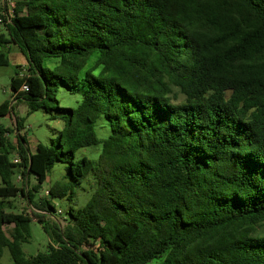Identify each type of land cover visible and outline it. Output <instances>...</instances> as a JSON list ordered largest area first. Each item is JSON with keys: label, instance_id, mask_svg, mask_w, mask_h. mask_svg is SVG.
Masks as SVG:
<instances>
[{"label": "trees", "instance_id": "obj_1", "mask_svg": "<svg viewBox=\"0 0 264 264\" xmlns=\"http://www.w3.org/2000/svg\"><path fill=\"white\" fill-rule=\"evenodd\" d=\"M11 46L27 66L16 67L0 117L12 113L18 131L16 103L29 115L63 111L62 87L82 99L34 153L0 124V258L8 249L12 264H264V0H16L12 15L0 0V67ZM93 146L97 159L76 158ZM57 162L67 182L37 200ZM85 182L94 191L76 209ZM66 198L65 227L33 212L50 241L28 258L33 218L8 211L11 200L55 218Z\"/></svg>", "mask_w": 264, "mask_h": 264}, {"label": "rangeland", "instance_id": "obj_2", "mask_svg": "<svg viewBox=\"0 0 264 264\" xmlns=\"http://www.w3.org/2000/svg\"><path fill=\"white\" fill-rule=\"evenodd\" d=\"M7 5L9 2L15 0H3ZM12 15V13H11ZM10 53V65L7 67H0V105L5 101H11L13 95L11 88L12 78L16 75V67L21 66V74L25 73L27 61L21 51L14 46H11ZM14 48V49H13ZM18 51V52H15ZM18 53L17 55H15ZM93 62H91L92 64ZM57 99L60 102L61 107L65 110L56 112L51 111L47 112L43 109L38 110L34 113L28 114V106L25 103H16L15 104V113L18 117L24 118L25 120V129L18 131L16 127V118L11 113L6 117H0V124L8 128L10 133L11 140L17 144L19 137L24 135L27 136L29 142V150L34 153L37 149V144L42 143L44 145L50 146L52 139L56 140L58 133L62 130L65 125V122L69 118V109L75 108L82 99V94L78 91L72 93L69 89L62 87L58 94ZM14 104V102H13ZM97 133L100 139H106L110 133V127L104 117L99 119L97 122ZM101 152L100 146H93L90 148L79 150L76 154L77 159H81L84 156H87L92 159H97ZM11 158L15 159V156L11 155ZM68 164L57 162L51 172L48 175L47 183L44 184L43 188L40 189L39 193H36L37 200L43 198L47 195L51 184L55 182H67V167ZM17 179V178H16ZM18 180V179H17ZM21 184V183H19ZM37 181L34 176L30 179L29 189L32 186L36 185ZM87 183L85 182L80 188L76 190V197L74 198L77 201L78 205L74 206L76 209L83 207L93 193V189L86 187ZM89 185H92V182L89 181ZM13 209H8V211L23 212L28 214L33 218V223L31 224L32 229V239L29 243L24 244L23 249L28 258L37 255L40 252H44L49 243V238L43 231L41 225L37 223V219L33 216V212L39 213L51 218L52 220L57 221L62 227L66 226V221L64 218L67 217V211L72 205L68 198L61 201H56V209L58 215L54 218L52 214H47L46 212L40 211L32 206H29L24 199H14L11 200ZM5 231L7 234L13 229V225H5ZM162 260L153 261L150 264H160ZM10 253L8 249H4L2 257L0 258V264H12Z\"/></svg>", "mask_w": 264, "mask_h": 264}, {"label": "built area", "instance_id": "obj_3", "mask_svg": "<svg viewBox=\"0 0 264 264\" xmlns=\"http://www.w3.org/2000/svg\"><path fill=\"white\" fill-rule=\"evenodd\" d=\"M15 2H16V0L13 1V2H9V3H8V10H9V13H10V14L13 12V8L15 7ZM23 88H24V89H27L26 86H24ZM15 162H19V158H18V157L15 158ZM19 179H20V178H19Z\"/></svg>", "mask_w": 264, "mask_h": 264}, {"label": "water", "instance_id": "obj_4", "mask_svg": "<svg viewBox=\"0 0 264 264\" xmlns=\"http://www.w3.org/2000/svg\"><path fill=\"white\" fill-rule=\"evenodd\" d=\"M231 92L230 90H227V95L230 96L231 95Z\"/></svg>", "mask_w": 264, "mask_h": 264}, {"label": "crops", "instance_id": "obj_5", "mask_svg": "<svg viewBox=\"0 0 264 264\" xmlns=\"http://www.w3.org/2000/svg\"><path fill=\"white\" fill-rule=\"evenodd\" d=\"M15 47V46H14ZM14 49V48H13ZM15 52H18V51H15ZM18 53H16L15 55H17ZM38 145V144H37Z\"/></svg>", "mask_w": 264, "mask_h": 264}]
</instances>
